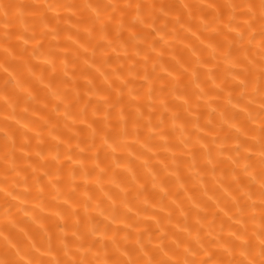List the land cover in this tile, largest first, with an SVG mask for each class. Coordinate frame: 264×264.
I'll return each instance as SVG.
<instances>
[{"label": "clouds", "instance_id": "clouds-1", "mask_svg": "<svg viewBox=\"0 0 264 264\" xmlns=\"http://www.w3.org/2000/svg\"><path fill=\"white\" fill-rule=\"evenodd\" d=\"M0 264H264V0H0Z\"/></svg>", "mask_w": 264, "mask_h": 264}, {"label": "bare ground", "instance_id": "bare-ground-1", "mask_svg": "<svg viewBox=\"0 0 264 264\" xmlns=\"http://www.w3.org/2000/svg\"><path fill=\"white\" fill-rule=\"evenodd\" d=\"M182 46H191L192 43H195L194 39H189V40H184L180 42ZM122 55V53H120ZM181 55H183V53H181ZM206 99H213V97H208ZM39 115V114H37ZM36 134V129H33V135ZM46 145L44 146V148L46 149ZM73 163H79V161H74ZM89 164V166L93 163L92 161H88L87 162ZM46 180H51L53 179L52 177H47L45 178ZM82 182L83 183H88V184H95L97 182V177L92 176V177H87V178H82ZM27 205L29 207H37L43 216L48 217V218H52L58 215V210L54 205H48V206H44V205H40L39 202L37 201H30V202H26ZM61 204H63V201H60ZM69 203H72L71 201H69ZM73 207H75L76 205L73 204ZM75 219V217L73 218ZM146 219H154V217H146ZM43 251V250H41Z\"/></svg>", "mask_w": 264, "mask_h": 264}]
</instances>
